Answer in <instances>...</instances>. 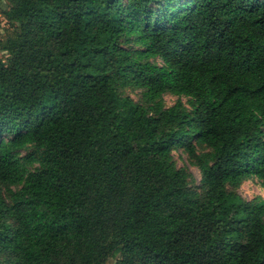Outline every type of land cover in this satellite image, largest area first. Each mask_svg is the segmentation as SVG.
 I'll use <instances>...</instances> for the list:
<instances>
[{
  "label": "trees",
  "instance_id": "16d2710c",
  "mask_svg": "<svg viewBox=\"0 0 264 264\" xmlns=\"http://www.w3.org/2000/svg\"><path fill=\"white\" fill-rule=\"evenodd\" d=\"M5 3L0 264H264V0Z\"/></svg>",
  "mask_w": 264,
  "mask_h": 264
},
{
  "label": "rangeland",
  "instance_id": "374dc122",
  "mask_svg": "<svg viewBox=\"0 0 264 264\" xmlns=\"http://www.w3.org/2000/svg\"><path fill=\"white\" fill-rule=\"evenodd\" d=\"M4 8H6L5 0H0V33L2 37H5L11 32V26L9 25V23L2 14V10ZM5 59H6V55H4L0 51V60H5ZM127 94L131 95L136 100L139 98L138 91H133L128 89ZM177 99L178 97L175 95L172 94L165 95V101L167 106L173 105ZM187 100H188L187 98L185 97L183 98V101L187 102ZM174 156L179 166H188L193 172L196 180L199 181L201 179L199 170L191 164L188 155L183 150H176L174 152ZM239 193L246 200H252L259 196L264 198V188L261 186V183L257 178H250L246 180L239 188ZM106 264H115V259H110Z\"/></svg>",
  "mask_w": 264,
  "mask_h": 264
}]
</instances>
